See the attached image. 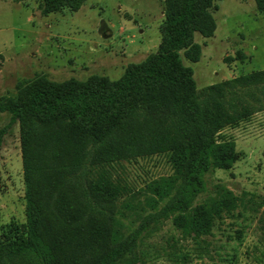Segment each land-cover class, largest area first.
I'll return each instance as SVG.
<instances>
[{"label":"trees","instance_id":"trees-1","mask_svg":"<svg viewBox=\"0 0 264 264\" xmlns=\"http://www.w3.org/2000/svg\"><path fill=\"white\" fill-rule=\"evenodd\" d=\"M85 1L42 0L41 10H77ZM254 1L264 12V0ZM214 3L164 0L157 48L117 79L36 74L0 97L9 114L0 146L18 125L25 204V223L0 235V264H137L143 232L163 220L198 243L236 210L242 199L224 186L197 199L208 173L239 160L224 130L264 109V69L198 89L183 58H200L195 33L214 34ZM163 154L171 173L139 190L118 175L122 162Z\"/></svg>","mask_w":264,"mask_h":264},{"label":"rangeland","instance_id":"rangeland-1","mask_svg":"<svg viewBox=\"0 0 264 264\" xmlns=\"http://www.w3.org/2000/svg\"><path fill=\"white\" fill-rule=\"evenodd\" d=\"M42 0H0V97L16 95L19 80L44 74L53 81L85 80L92 75L119 78L125 68L154 51L160 41L164 0H86L44 14ZM214 34L195 33L201 45L193 68L199 90L223 80L264 69V12L254 0H215ZM257 105H255V108ZM9 114L0 112V127ZM224 132L233 138L239 160L229 170L205 176L198 201L224 186L239 196V206L217 219L208 235H182L171 218L143 232L137 264H264V109ZM117 172L134 190L171 173L166 155L122 162ZM24 185L18 125L0 146V235L25 223Z\"/></svg>","mask_w":264,"mask_h":264}]
</instances>
